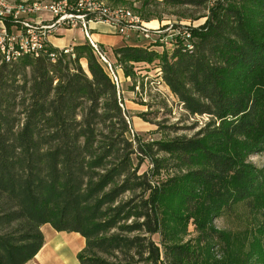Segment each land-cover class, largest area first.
<instances>
[{
	"label": "trees",
	"instance_id": "obj_1",
	"mask_svg": "<svg viewBox=\"0 0 264 264\" xmlns=\"http://www.w3.org/2000/svg\"><path fill=\"white\" fill-rule=\"evenodd\" d=\"M187 30L192 42L168 53L130 41L112 55L125 78L154 62L188 114L209 116L193 136L130 138L121 89L88 42L0 54V264L31 261L45 225L80 235L78 264H239L245 249L264 264V170L246 162L264 153V0H216ZM237 204L249 218L235 244L214 220Z\"/></svg>",
	"mask_w": 264,
	"mask_h": 264
},
{
	"label": "rangeland",
	"instance_id": "obj_2",
	"mask_svg": "<svg viewBox=\"0 0 264 264\" xmlns=\"http://www.w3.org/2000/svg\"><path fill=\"white\" fill-rule=\"evenodd\" d=\"M11 5L39 4L48 6L52 3L66 1V11L71 12L72 9L78 7L77 3L90 2L93 9L101 11L105 10H126L132 16L139 18L141 25L146 30V34L140 32H130L129 38L125 40L136 41L135 43H145L152 45L153 49L159 53L170 52L175 41L184 39L185 43H190L192 38L186 34L187 29H196L201 27L209 18L211 8L216 0H207L206 4L201 6H170L165 5L162 0H6ZM76 14V12H74ZM79 14V13H77ZM84 14L83 11L79 15ZM94 14L88 17L94 18ZM42 17V18H41ZM41 18L46 23L51 20L50 15H43ZM35 17V19H37ZM69 21V20H68ZM80 26V21L73 19ZM111 26L105 23H89L88 32H94V27ZM104 25V26H103ZM107 25V26H105ZM91 26V27H90ZM64 27V26H63ZM66 28H72L68 24ZM64 27V28H65ZM58 29V28H57ZM73 31V35L78 40L83 37ZM123 38V37H122ZM124 39V38H123ZM187 39V40H186ZM102 50L107 54L109 62L118 65L112 53L105 48ZM86 61L83 60L81 66L86 70ZM154 63V62H153ZM140 64L135 68L133 78H125L121 76V99L123 109L126 114V120L129 125V137L133 135L139 136L144 141L158 140L161 138H171L176 135L193 136L199 131L210 117L207 115H190L185 111L178 99L170 92L169 88L164 84L161 78V72L155 64ZM122 70V69H121ZM87 71V70H86ZM123 74V72H122ZM143 115V116H142ZM159 125V129H158ZM247 163L253 164L258 169L264 170V153L251 154L246 158ZM141 172H145L150 167L149 162H145L140 166ZM165 177V174L162 176ZM161 177V178H162ZM248 213L242 204H237L232 212H223L220 217L214 220V226L218 230L227 233V238L237 244L241 230L246 226ZM195 225L192 219H189L186 226L184 240L195 237ZM70 234L65 233L63 236L68 237ZM84 243L81 238L74 240L75 247L78 249L80 243ZM59 245V246H58ZM57 252H63L65 245L56 242L54 244ZM73 248L72 246H70ZM68 251L67 264H78L75 255ZM211 254L215 261L224 260V250L220 244L212 246ZM241 261L239 264H256L251 257L246 258L247 249L240 251ZM208 264V263H207Z\"/></svg>",
	"mask_w": 264,
	"mask_h": 264
},
{
	"label": "built area",
	"instance_id": "obj_3",
	"mask_svg": "<svg viewBox=\"0 0 264 264\" xmlns=\"http://www.w3.org/2000/svg\"><path fill=\"white\" fill-rule=\"evenodd\" d=\"M77 4L76 9L68 12L66 1L52 3L48 6L39 4L15 6L8 4L6 0H0V54L7 63L15 62L23 55H37L57 28L65 27L66 24L79 27L94 54L105 66L116 88L120 90L122 81L118 71H121V67L111 64L106 53L96 42L92 41L88 32L89 23L109 24L114 28L115 33L124 39L129 38L130 32L138 31L144 35L146 30L139 26L141 25L139 18L132 16L129 11L105 9L98 11L93 9L90 2L81 1ZM81 11L84 14L79 15ZM90 14H94V18L88 17ZM43 15H50L51 20L46 23L41 19ZM38 16L41 18H37ZM73 19L79 20L80 26ZM7 20L19 26L16 33L9 32L5 22ZM60 51L71 53V49L66 47ZM51 57L54 58L53 55ZM71 57L74 58V55L72 54Z\"/></svg>",
	"mask_w": 264,
	"mask_h": 264
},
{
	"label": "crops",
	"instance_id": "obj_4",
	"mask_svg": "<svg viewBox=\"0 0 264 264\" xmlns=\"http://www.w3.org/2000/svg\"><path fill=\"white\" fill-rule=\"evenodd\" d=\"M47 16V15H46ZM104 26V25H103ZM107 26V25H105ZM91 27V26H90ZM96 30L94 32L90 31V38L92 41L96 42L97 45H99L102 48H105L108 52L112 53V50L114 48L120 47L128 44H131V40H125L121 36L117 35L115 33L114 28L111 26L102 27L95 25L94 27ZM73 31H79L78 33L83 37L81 40H78L74 36H72ZM87 42L83 32L79 27H72V28H58L50 37L48 38V43L56 48V49H64L69 48L72 49L74 45L82 44ZM83 60L80 62L82 63ZM120 76H123L122 71H118ZM41 231L44 235V245L40 249L38 253H36V256L26 264H67L66 259L68 258V250L71 251V254L75 255L77 252H79L83 246L82 241L78 247V249L75 247L74 240H77L78 238H81L80 235L76 233H69L70 235L68 237H64L63 235L65 232H56L52 229L50 225H45L41 228ZM82 239V238H81ZM83 240V239H82ZM56 242H60L65 245V249L63 252H57L55 250L54 244ZM84 242V240H83ZM72 246L73 248H71ZM77 255V254H76ZM78 262V261H77Z\"/></svg>",
	"mask_w": 264,
	"mask_h": 264
},
{
	"label": "bare ground",
	"instance_id": "obj_5",
	"mask_svg": "<svg viewBox=\"0 0 264 264\" xmlns=\"http://www.w3.org/2000/svg\"><path fill=\"white\" fill-rule=\"evenodd\" d=\"M59 246V245H58Z\"/></svg>",
	"mask_w": 264,
	"mask_h": 264
}]
</instances>
